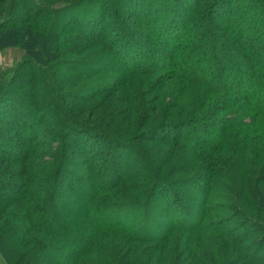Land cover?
Returning a JSON list of instances; mask_svg holds the SVG:
<instances>
[{"label":"trees","instance_id":"trees-1","mask_svg":"<svg viewBox=\"0 0 264 264\" xmlns=\"http://www.w3.org/2000/svg\"><path fill=\"white\" fill-rule=\"evenodd\" d=\"M1 1L6 263L264 264V0Z\"/></svg>","mask_w":264,"mask_h":264},{"label":"rangeland","instance_id":"rangeland-1","mask_svg":"<svg viewBox=\"0 0 264 264\" xmlns=\"http://www.w3.org/2000/svg\"><path fill=\"white\" fill-rule=\"evenodd\" d=\"M113 1V0H112ZM115 1V0H114ZM15 5V6H14ZM3 6H5V4H4V2L3 1H1L0 0V9L3 7ZM14 6V8L13 9H11L12 7ZM18 6V4L17 3H10V10L11 11H14L15 9H16V7ZM83 6V8L85 7V6H87V5H85V4H83L82 5ZM23 7L21 6V5H19L18 7H17V9L15 10V14H16V16H20V14H22V12H23V9H22ZM255 8H257V7H255ZM123 12H125V10L123 9ZM111 15H109L107 18V20H111ZM66 18V16H64L63 18H62V20H64ZM124 19V21H126L127 23L126 24H129V29L132 31V25L129 23V20H127L126 18H124V16L122 17V20ZM69 26V29H70V26H71V24L69 23L68 24ZM114 28V30L112 31V30H110L109 32H110V36H113L115 33V31H117V29L116 28H118L117 27V24L116 23H114L113 21L111 22V24H109V28ZM69 29H67L66 31H64V32H62L61 33V36L63 37L61 40H66V41H68V34H69ZM60 36V37H61ZM71 40V39H70ZM62 43H65V42H62ZM114 47H116V44L115 43H113L112 44ZM23 56H24V51H23V49L21 48V47H19V46H7V47H3V48H1L0 47V71H2L3 72V74H4V78L6 77V79H7V81L9 80V83H7V84H9L8 85V94L9 93H11L12 91H13V93L12 94H15V96L16 95H19L20 93H23V91L25 90V88H20V87H18V86H16L15 84H13V78H11L10 76L11 75H13V73H15L16 71H19L20 72V74H23V75H30V74H28L27 72H31V68L29 67V66H25V67H19L18 65H20L19 63L21 62V59L23 60ZM115 64H117V65H121L119 62H117L115 59H113L112 60ZM18 64V65H17ZM15 66H17L16 68H15ZM48 67V66H47ZM62 67H64V66H60V68H59V66H58V68H56L55 69V72H56V76H57V80L55 81V83L53 82V84L55 85V86H57V88H58V96H59V98L60 99H64L65 100V102H69V101H71L72 99H71V97H69L68 96V94H70V92H71V90H73V88H69V86H67L66 84H65V78H64V76H65V74H66V71H65V68H62ZM9 68H15V69H13L12 70V72L10 71V73H8L7 72V70L9 69ZM49 72H52V70H50L49 69ZM54 72V71H53ZM11 74V75H10ZM117 76V75H116ZM46 76L44 75V80H47V78H45ZM64 78V79H63ZM49 81V80H48ZM47 81V82H48ZM51 85H52V83L49 81L48 82V86L46 87V89H42L41 88V91H40V93H39V97L40 98H46V97H48L49 96V94H50V91H49V89L51 88ZM171 91V93L172 92H174V90L172 89V90H170ZM170 98H171V96H170V94H168V96H167V99H168V101L170 100ZM9 100V99H8ZM232 112V109H229L228 111H222V112H219L218 113V116H224V114L226 115H229L230 113ZM217 114V113H216ZM226 115V116H227ZM80 119H82L81 117H80ZM162 131L163 130H159V131H157V132H159V133H162ZM200 132H203V130L202 131H200ZM134 133V132H133ZM159 133H156V134H159ZM136 134H137V132H136ZM162 134H164V133H162ZM229 134V133H228ZM99 140H101V139H99ZM141 144H143V142H141ZM145 144L147 145L148 144V142H145ZM149 146H151V147H154L155 149H158L159 148V146H157V145H154V143H150V145ZM120 151H121V154H129L128 153V151L125 149V148H122V149H120ZM119 151V152H120ZM179 166V165H178ZM227 184H229V183H227ZM227 197V196H226ZM223 202H225L224 203V206H226V205H229V203L227 202V201H223ZM229 211H231V209H229L228 211H226V212H223V213H221L222 215H225V214H227ZM231 226H234L233 224L231 225ZM182 231H173V240H174V238H176V236H179V234L181 235V236H185V234H183V233H181ZM175 235V236H174ZM0 264H7L6 263V261H5V259H4V257L2 256V254L0 253Z\"/></svg>","mask_w":264,"mask_h":264}]
</instances>
